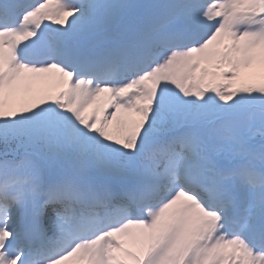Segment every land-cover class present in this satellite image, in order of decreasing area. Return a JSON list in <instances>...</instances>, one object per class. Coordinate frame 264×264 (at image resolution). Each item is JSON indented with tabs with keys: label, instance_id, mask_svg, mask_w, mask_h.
Masks as SVG:
<instances>
[{
	"label": "snow or ice",
	"instance_id": "obj_1",
	"mask_svg": "<svg viewBox=\"0 0 264 264\" xmlns=\"http://www.w3.org/2000/svg\"><path fill=\"white\" fill-rule=\"evenodd\" d=\"M0 264H264V0H0Z\"/></svg>",
	"mask_w": 264,
	"mask_h": 264
}]
</instances>
